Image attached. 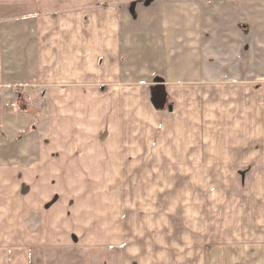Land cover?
<instances>
[{
  "label": "crops",
  "instance_id": "1",
  "mask_svg": "<svg viewBox=\"0 0 264 264\" xmlns=\"http://www.w3.org/2000/svg\"><path fill=\"white\" fill-rule=\"evenodd\" d=\"M158 1L0 0V238L14 241L0 242V264H128L119 260L126 244L112 220L118 201L104 192L118 191L111 181L120 169L119 110L133 116L136 94L151 99L134 87V70L176 61L191 65L177 75L203 77L197 71L209 61L201 60L229 57L227 23L242 20L250 24L245 47H264V0H235L237 10L224 1ZM254 87L251 96L242 88L252 109L242 122H254L256 143L242 164L262 175L249 187L257 208L264 205V87ZM246 209L239 261L224 264H259L254 256L264 254V214Z\"/></svg>",
  "mask_w": 264,
  "mask_h": 264
},
{
  "label": "rangeland",
  "instance_id": "2",
  "mask_svg": "<svg viewBox=\"0 0 264 264\" xmlns=\"http://www.w3.org/2000/svg\"><path fill=\"white\" fill-rule=\"evenodd\" d=\"M208 1H224L238 9L235 0L199 4L207 6ZM165 3L175 2L158 1L161 6ZM229 14L232 20L238 17ZM247 23L242 20L232 27L227 23L229 57L216 62L202 59L209 62H202L197 72L205 77L177 75L180 66L186 71L191 65L176 61L151 63L150 71L134 70V87L144 86L151 99L148 103L136 94L133 116L127 109L119 110L120 169L111 181L118 191L104 192L118 201L111 213L126 244L118 248L120 262L126 258L128 264L238 262L245 208L250 216L264 214V205L258 203L256 208L255 192L249 188L261 182L262 175L248 174L250 168L242 164L256 149L254 122H242L246 111L252 112L251 104L242 103V88L251 96L248 92L254 86L264 87V47H245ZM248 118L253 119L254 113ZM7 197L13 200L15 195L7 191ZM4 241L6 247H14L13 239L0 238ZM249 257L242 254V263ZM254 257L264 264V254Z\"/></svg>",
  "mask_w": 264,
  "mask_h": 264
},
{
  "label": "built area",
  "instance_id": "3",
  "mask_svg": "<svg viewBox=\"0 0 264 264\" xmlns=\"http://www.w3.org/2000/svg\"><path fill=\"white\" fill-rule=\"evenodd\" d=\"M23 91H24L25 94H26V100H27L28 102H32V101H33V96H32V94H31V91L28 90V86H23Z\"/></svg>",
  "mask_w": 264,
  "mask_h": 264
},
{
  "label": "water",
  "instance_id": "4",
  "mask_svg": "<svg viewBox=\"0 0 264 264\" xmlns=\"http://www.w3.org/2000/svg\"><path fill=\"white\" fill-rule=\"evenodd\" d=\"M170 110H173V107L172 106L170 107Z\"/></svg>",
  "mask_w": 264,
  "mask_h": 264
}]
</instances>
